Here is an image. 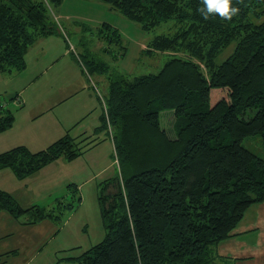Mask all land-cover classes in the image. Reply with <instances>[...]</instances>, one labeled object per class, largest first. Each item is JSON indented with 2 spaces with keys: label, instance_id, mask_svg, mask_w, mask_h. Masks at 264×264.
Wrapping results in <instances>:
<instances>
[{
  "label": "trees",
  "instance_id": "trees-1",
  "mask_svg": "<svg viewBox=\"0 0 264 264\" xmlns=\"http://www.w3.org/2000/svg\"><path fill=\"white\" fill-rule=\"evenodd\" d=\"M63 1L0 0V72L23 71L35 39L61 35L49 10ZM99 1L141 30L167 20L185 24L176 36L180 40L156 37L149 51L182 49L203 70L191 59L171 57L156 74L129 79L109 75L108 66L89 54L86 61L87 55L80 58L87 75L95 72L108 80L106 115L101 111L99 123L113 129L120 185L108 193L104 181L99 189L104 239L57 262L230 264L215 254V247L230 237L248 207L264 201V158L242 145L244 138L257 136L264 147V20L254 24L248 16L250 7L258 16L255 8L264 0H231L237 14L211 13L207 19L199 11L204 0ZM234 41V52L218 64L216 57ZM2 108L0 132L14 121ZM169 110L173 137L159 118ZM75 144L66 134L34 153L23 145L13 147L0 153V170L24 179L58 158L80 156ZM64 205L59 200L48 210L24 209L0 192V210L12 218L26 215L29 224L58 221L63 210L74 208L72 202Z\"/></svg>",
  "mask_w": 264,
  "mask_h": 264
},
{
  "label": "rangeland",
  "instance_id": "rangeland-1",
  "mask_svg": "<svg viewBox=\"0 0 264 264\" xmlns=\"http://www.w3.org/2000/svg\"><path fill=\"white\" fill-rule=\"evenodd\" d=\"M258 6L255 8L258 16L254 11L252 13L253 7H250L248 12L249 21L254 24L264 20V2ZM49 11L61 35L53 34L35 39L25 53L26 67L23 71L0 73V104L2 109L11 112L15 117L10 128L0 132V152L10 150L16 145H29L34 148L45 144L48 140H42L40 133L49 128L48 124L56 123L59 118L64 124L73 125L75 120L72 115L75 113L78 119V114H85L91 104L95 107L98 99L100 112L103 111L106 115L105 100L102 99L108 92L107 77L95 72L87 75L81 64L82 56L87 55V58H82L84 61L92 56L105 63L109 75L123 74L129 79L156 74L171 57L191 59L203 70L202 63L187 56L182 49H178V52L170 49L149 51V45L156 37L180 40L176 36L185 30V24L180 22L167 20L150 31L141 30L139 24L126 19L99 0H64L60 6ZM110 30L117 31L119 42L115 41V35ZM235 44L236 41L224 48L215 61L218 64L224 62V59L234 52ZM47 68H50L47 73L39 76ZM81 80L85 86L83 89H78L68 98L58 101L60 97L66 96L70 82H75L77 86V81ZM60 86H64L66 90H57ZM16 95L18 98L13 99ZM48 102L50 106H56L47 114L36 117V107H44ZM87 117L83 122L90 119H86ZM159 118L163 130L169 137H173V112H161ZM91 121L93 118L90 123ZM95 125L96 129L93 128L91 132L75 138L74 147L77 150L81 148L80 156L69 161L58 158L57 161L46 165L40 169L39 176L26 182L27 187L19 184L20 180L27 177L18 179L13 173L0 180V187L6 190H17L21 185L25 188L15 191L19 205L24 209L32 206L42 209L55 208L59 200L65 205L70 202L74 204L71 211L63 210L62 215H58L59 220H54L50 227L48 224L41 226L48 232V237L43 243L36 240V235L30 232L31 229L26 228L27 237L33 235L28 239L29 243L31 240L33 243L28 244L26 257L20 259V262L56 264L61 257L78 256L104 239L105 230L99 214V189L106 181L108 193H114L120 185V168L112 144L113 129L109 124L107 129H103L100 123ZM78 133L77 128L69 131L71 136ZM54 135L46 137L53 139ZM102 138L105 139L104 142ZM99 143L101 144L98 145ZM242 145L264 158V147L257 136L244 138ZM91 148L94 149L91 154L81 155ZM27 218L29 217L25 215L21 219L26 221Z\"/></svg>",
  "mask_w": 264,
  "mask_h": 264
},
{
  "label": "crops",
  "instance_id": "crops-1",
  "mask_svg": "<svg viewBox=\"0 0 264 264\" xmlns=\"http://www.w3.org/2000/svg\"><path fill=\"white\" fill-rule=\"evenodd\" d=\"M71 63L72 65H74L73 61H71ZM49 69L50 68L44 70L39 76L45 75ZM8 74H11V72H9ZM91 81L93 82V79H91ZM71 85L73 86V88ZM68 87H69L68 89L69 91L66 92V96L60 97L61 99H59L58 101H62L68 98L69 96L77 92L78 89H83L85 86L81 80V81H77V86L75 82H70ZM59 89L66 90L64 86H60L57 90ZM94 89H96V87H94ZM55 99L57 100V98ZM55 106H50L48 102V105L44 107H36L35 110L36 117H41L42 115L47 114L49 110H51ZM90 110H91V114L89 115ZM96 110L98 111V114ZM84 113L85 114H78L80 115V117L78 116V119L76 118L77 115H75V113L72 115V117L75 120L73 125H66L63 122H61L59 118H57L56 123L52 122V125L48 124L49 128H45L44 130L45 132L40 133L42 140L45 139L48 140L46 141L45 144L37 145L34 148H32V146L29 145H25V147L34 153L36 151L44 150L45 147L48 146L49 144L55 142L57 139L61 137H64V135L66 134L68 135L69 131L72 130V128H77L79 132L78 135L72 136L74 138L79 137L84 133L91 132L90 130H93V128L96 129L97 125L95 124H99V117L101 115L100 100L98 99V102H96L95 107L93 104H91L89 110H86V112ZM87 115L89 116L87 117ZM85 117H87L86 119L88 118L90 119H88V121L83 122V119ZM92 118L93 121H91L92 123H90V120ZM52 129L55 131H53ZM50 130L53 132H50ZM49 135H54L55 137L53 139H48L46 136ZM102 140H103L102 142H104L105 139L102 138ZM101 143H99L98 145H100ZM16 146H22V145H16ZM95 146L98 147L97 145ZM96 147H94V149H96ZM92 149L93 148H91V150L89 151L86 150L81 155L91 154L90 152L92 151ZM39 172H41V170H38L34 174L27 176V178L24 177L25 179L20 180L21 183L19 184H23V187L24 186L27 187L26 182L28 180H34L35 177L39 176ZM10 173L12 174L13 172H11L9 169H1L0 180L9 177ZM23 187L21 185V188H18L17 190H21V189L24 190L25 188ZM17 190H13V191L6 190L5 188L0 187V192L2 191L6 192L7 194L14 197V199L18 202L19 201L18 195L15 194V191ZM19 203L20 202H18V204ZM49 208L50 207L46 208V210ZM22 217H24V215L18 218H12L7 213V211L3 209L0 210V264H24L20 262L21 261L20 259L26 257L27 246L28 244L31 245L33 243L32 240L31 243H29L28 239L32 238L33 235L31 234L30 237H27L26 228L28 227V229H31L30 232L36 235L35 237L36 240L43 243L42 241L46 240V238L48 237L47 234L48 232L44 231L41 228V226L47 224L48 226L52 225L51 223H53L54 221L48 218L37 221L34 224H29L28 222L30 221V219L27 218V220L25 221L24 219H21ZM214 252L219 257H223L230 260L231 261L230 264H264V201L261 203L253 204L250 207H248V209L244 212L242 216V220L231 230L230 237L221 240L219 244L215 247ZM63 257H72V256L67 255ZM58 264H76V263L62 260Z\"/></svg>",
  "mask_w": 264,
  "mask_h": 264
},
{
  "label": "clouds",
  "instance_id": "clouds-1",
  "mask_svg": "<svg viewBox=\"0 0 264 264\" xmlns=\"http://www.w3.org/2000/svg\"><path fill=\"white\" fill-rule=\"evenodd\" d=\"M199 11L205 19H207L211 13H218L224 18H230L237 14L239 9L231 4V0H204Z\"/></svg>",
  "mask_w": 264,
  "mask_h": 264
},
{
  "label": "built area",
  "instance_id": "built-area-1",
  "mask_svg": "<svg viewBox=\"0 0 264 264\" xmlns=\"http://www.w3.org/2000/svg\"><path fill=\"white\" fill-rule=\"evenodd\" d=\"M101 99H102V97H101ZM103 100V99H102ZM104 101V100H103Z\"/></svg>",
  "mask_w": 264,
  "mask_h": 264
}]
</instances>
